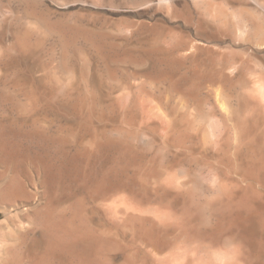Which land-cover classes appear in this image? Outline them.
I'll return each mask as SVG.
<instances>
[{"label":"rangeland","instance_id":"374dc122","mask_svg":"<svg viewBox=\"0 0 264 264\" xmlns=\"http://www.w3.org/2000/svg\"><path fill=\"white\" fill-rule=\"evenodd\" d=\"M205 1L0 0V264L11 260L22 234H39V217L48 211L92 231H106L112 243L107 264H152L138 224L128 227L106 218L101 208L115 197L103 201L90 194L85 165L63 172L68 156L106 133L137 157L140 172L125 190L130 185L153 204L174 199L183 205L192 197L204 204L213 198L204 174L218 164L237 163L235 152L246 142L247 90L264 72V45L257 42L264 34V3L214 0L248 20L244 41L231 25L237 19L223 25L210 18ZM161 44L179 53L192 48L196 59L210 62L218 77L192 89L182 79L192 69L187 59L168 75L153 72L149 52ZM201 65L200 72L210 71ZM169 80H178V86ZM217 86L222 89L218 101L231 102V116L218 104ZM148 105L159 106L164 119L147 116ZM219 137L225 154L215 145ZM169 178L182 186L167 190ZM208 210L202 207L199 214L207 216ZM138 221L145 227L154 224Z\"/></svg>","mask_w":264,"mask_h":264},{"label":"bare ground","instance_id":"6f19581e","mask_svg":"<svg viewBox=\"0 0 264 264\" xmlns=\"http://www.w3.org/2000/svg\"><path fill=\"white\" fill-rule=\"evenodd\" d=\"M262 1L264 3V0ZM222 2L206 0L203 3L204 12L210 18L217 20L223 25H228L229 18H233L234 20L237 19L233 23L231 22L233 31L235 34L237 33L239 36H242L244 41L247 40L246 36L249 28L248 20L243 17H237L235 12ZM257 42L259 45H264V34ZM190 47H193L192 43ZM149 54L152 71L161 73L164 76L183 67L184 60L187 59L189 62L188 66L192 69L188 75H185L182 79L184 82H189L192 89H196V85L199 83L204 81L212 82L218 77V71L211 66L210 62L196 59L197 53H195L192 48L186 53H179L174 47L161 44L155 45L150 50ZM202 62L206 66L201 65ZM199 65L203 68L209 67L210 71L206 73L200 72L198 69ZM231 68L232 67L229 66V72ZM261 74L257 75V79H254L256 81L251 79L252 83H249L252 85L250 87L248 85L249 89L247 91L249 94L248 100L246 98L247 103L245 105V110L249 123L244 132L246 135V142L239 149L240 151L238 150L235 152L238 162L236 163L235 160V163L231 166L218 164L204 174L203 182L205 185L211 186L213 194L215 193V195L212 196L213 198L206 200L204 204H199L193 197L183 205L179 202L176 203L174 199H171L172 201L165 200L164 202L153 204L146 195H142L141 192L133 189L130 190V185L137 179L136 174L140 172V168H137V157H135L134 153L127 149V147L122 146L120 143H117L115 139L110 137L112 135L106 136L108 134L106 132V135H100L95 141L90 140V146L86 147V149L79 150L77 153L68 156L66 160L63 161V172L70 174L73 171V166H81V163L85 165L83 173L84 176L87 177L86 181L88 182L90 194L103 201L109 197H115H113L112 203L108 205L105 204L101 208L106 218H108L110 222H113V224H117L119 221L120 223L124 222L123 225L128 227H133L138 224L137 227H140L139 231L146 248L148 245L147 251L152 259V264H264V72L262 75ZM168 84H172L174 87L178 86V80H171ZM219 86L215 89L217 101L218 96L222 93V89ZM216 95L213 96L216 98ZM221 100H219L220 103H218L219 101L216 103L224 110L226 116H231V114H233L231 102L229 103ZM193 112H195V110ZM145 113L147 116L156 114L160 115L162 118L165 117L160 107L157 105L146 106ZM214 125L216 124L214 123ZM170 129L171 128H169V130ZM234 139H237V136ZM215 145L218 151L225 154V147L222 146L220 137L216 139ZM139 160L141 161V159ZM179 165H181V163ZM145 166L147 167V165ZM146 169L148 170V168ZM233 173L235 176H233ZM127 182H130V185L129 188L125 190V188L128 187V184L126 185ZM164 185L167 187V190L173 191L177 190L181 183L179 184L175 180L169 178L165 180ZM20 191L22 192V190ZM152 191H154V189ZM121 192L125 193V195L122 198L116 197V195L118 196ZM146 192L147 191H145V193ZM49 200L46 201V204ZM195 205H201L199 206L200 209ZM202 207H207L209 209V215L201 216L202 214H199ZM119 212H122V214L119 215ZM46 214L42 218L39 217V219H41L38 224L39 234H36V228L34 229L35 232L32 231L27 233L29 232L27 231L22 234L19 238L17 247L13 249L14 252L12 251L11 260L2 264H55L51 261L53 259L52 257L58 258V264L108 263L107 261L109 259L105 257V254L112 243L111 239L105 234L106 231L105 233L102 231H92L90 228H85L86 225H77L75 223L76 221L74 222L72 218L66 215L55 216L54 213L50 211L46 212ZM72 216H74V214ZM138 220H149L154 224L145 227L143 225L144 223ZM203 221L204 228L202 230L199 229L198 226L200 225L199 223ZM34 226L37 227V225ZM163 226H165L166 229H162ZM117 238L119 239V237ZM125 243L123 241V244ZM112 247L110 248L111 250ZM142 247L145 248L144 245ZM165 249L167 253L163 254V250ZM124 260H126V258Z\"/></svg>","mask_w":264,"mask_h":264}]
</instances>
